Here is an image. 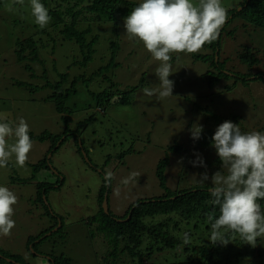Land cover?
<instances>
[{
  "label": "rangeland",
  "instance_id": "1",
  "mask_svg": "<svg viewBox=\"0 0 264 264\" xmlns=\"http://www.w3.org/2000/svg\"><path fill=\"white\" fill-rule=\"evenodd\" d=\"M132 1L138 5L142 2ZM192 2L199 4V0ZM221 4L226 9L232 8L239 0H221ZM124 18L107 23L109 27L92 24L87 36L97 38L91 59L85 65L78 64L82 55L77 44L58 36L41 50L45 70L38 63H32L33 70L29 72L24 68L25 61L20 62L15 53L17 39L35 32L29 0H24L23 5L13 0L0 3V114H5L13 126L23 118L32 136L45 132L56 135L82 121L78 133L83 144L80 145L78 139V146L83 147L84 159L68 135L58 139L55 147L59 142L62 144L57 150L48 152L53 139L49 136L44 140L31 139L33 147L23 167L16 164L13 155L7 166L0 168V186L9 188L17 196L11 217L15 226L10 235L0 233V250L20 255L24 262L48 264L44 254L63 253L71 259V264H197L195 257L187 261L189 253H180L181 249H165L144 263H134L137 259L129 258L124 262L122 256L110 257L104 235L96 230L97 222L91 220L99 211V188L105 185L103 197L110 188L108 209L114 216H122L133 202L163 193L156 177L158 162L163 158L167 160L164 174L170 189L210 186V180L204 185L199 183V173L206 170L209 177L216 171L226 174L215 149L210 146L212 132L226 120L239 124L243 133L258 131L256 128L264 125L263 28L249 24L240 27L235 34L223 30L219 59L229 57L223 70L228 76L222 75L213 83L208 72L216 69L195 57L198 53H209V49L170 53L172 74L169 79L174 81L173 96L159 97L145 94L144 89L160 88L156 69L161 62L155 60L142 41L126 33ZM220 31L221 28L218 36ZM111 41L118 44L113 58ZM244 46H249L253 51L250 53L258 59L249 70L238 64L237 54L243 52ZM108 64L111 66L98 72ZM237 73L241 76L235 82L233 76ZM75 76L80 78L68 91L66 105L71 113L65 123L59 119L54 103L46 97L55 89L66 93ZM104 90L110 93V98L98 103L93 94ZM127 90H131L129 102L117 103V98ZM194 125L203 127L201 138L202 143L208 142L206 147L192 139ZM14 142L15 137L7 138V143ZM195 153L203 157L207 169L189 163L195 160ZM44 157L51 161L50 167L34 172L31 164ZM106 171L113 174L110 184L103 181ZM133 172L138 175L128 184L122 183ZM43 181L52 185L49 184L50 188L42 195L44 203L58 219L52 229L61 227L60 232L54 231L37 245V253H42L46 259L32 257L27 246V238L39 234L50 221L41 204L33 202L36 184ZM251 256L255 255L244 254L246 260L241 264H250ZM0 264L6 263L0 261Z\"/></svg>",
  "mask_w": 264,
  "mask_h": 264
},
{
  "label": "trees",
  "instance_id": "2",
  "mask_svg": "<svg viewBox=\"0 0 264 264\" xmlns=\"http://www.w3.org/2000/svg\"><path fill=\"white\" fill-rule=\"evenodd\" d=\"M4 1L0 0V3L3 4ZM40 2L48 9L51 21L44 28H40L35 23V32L22 39H17L15 43L17 59L20 62L25 61L24 68L29 72L33 70L32 63H38L45 70L43 57L41 58L40 56L41 50L47 48L49 40H54L58 36L62 40H70L77 44L82 55V59L78 61V64L85 65L91 59L93 44L97 38L96 35L87 36L91 31L92 24H102L104 27H109L107 23H116L120 18L127 17L132 9L138 6L132 0H40ZM239 7L240 9H238ZM226 10L227 18L221 27L220 35L211 43H206L203 46L209 49L210 52L195 54L197 59L209 62L210 66L216 69L214 72H208L211 73L209 76L210 83L215 82L222 75L228 76V73L223 70H225L224 66L229 57L226 56L222 60L219 59L220 37L223 30L228 34H235L240 27L245 28L249 24L255 28L264 29V0H239V4ZM230 25L233 27L230 28ZM110 46L114 49L112 52L113 58L118 44L111 41ZM48 52L52 53L50 50ZM250 52L253 51L249 46H244L243 52L237 54L238 64L248 68L247 70L253 68L258 62L254 54ZM107 66L111 65L100 67L98 72L104 70ZM233 71L234 69L230 72ZM60 76L64 78L66 73ZM80 76H75L66 93L55 89L46 97V99L54 103L59 119L63 122L65 121V123L71 113V108L66 105L70 95L68 91L74 88ZM240 76V74L233 76L234 81L240 80ZM133 88L135 86L131 90ZM131 90L125 91L123 96L117 98L116 102L120 104L128 103ZM93 98L98 103L101 101L107 102L110 98V93L104 90L96 95L93 94ZM81 122V120L77 121L72 129L66 127L65 130L59 131L56 135H50V133L45 132L38 136H29L30 139L38 138L40 140H44L49 136L53 138L48 152L58 149L62 142H59L57 147H55V144L62 135L71 137L73 144L78 146V139L80 145L83 144V140L78 133V128L82 125ZM256 129L258 132L264 133V125L262 127L258 126ZM215 130L212 132L213 135ZM199 141L205 147L208 144L206 141L202 143V138ZM180 148L179 146L178 149ZM82 149V146H78L77 152L84 159L83 155L85 154L82 153ZM217 159L221 162L219 158ZM50 162L48 159L46 161V157H44L37 163L31 164L32 170L39 172L43 169H48L51 165ZM166 162V158L161 159L156 169L157 181L163 189V193L149 197L146 200L140 199L133 202L122 216H114L109 209L108 212L103 211L101 204L106 188L105 185L99 188L97 197L99 211L92 216L91 220L97 222L96 230L104 235L108 248L107 254L118 259L123 257L124 262L129 259H137L134 263H144L149 261L150 256L155 253H162L165 249H181L180 253H189L187 261L194 260L193 257H195L197 264H241L243 260H246L243 257L244 254L255 255L254 257H249L251 259L250 264H264V236L257 238L255 247L245 243L239 234L231 232L226 234V239L229 242L227 245L220 243L213 245L209 241L211 222L208 217L218 218L220 214L219 206L212 202L214 198L209 191L212 185L203 187L191 186L183 190L170 189L166 186L164 174ZM49 184L44 181L36 184L37 191L33 202L41 204L45 210V215L50 217V221L47 228L43 229L39 234L30 235L27 238V246L29 245L30 248L27 247L28 253L34 258L36 256L42 257V253H37V245L54 231L56 233L61 231V227L55 228V230L52 229L57 226L58 219L57 216L50 212L42 197L50 188ZM109 190H107V204ZM257 202L264 209V199H258ZM128 215L129 218L123 220ZM59 218L62 220L61 217ZM186 232L190 237L189 244L183 243V236ZM174 254H177V252ZM45 255L48 258V264H71V259L63 253H57L56 255L44 254L43 256ZM45 257L42 258L46 259ZM0 261L6 264H32V262H24L20 255L1 250Z\"/></svg>",
  "mask_w": 264,
  "mask_h": 264
},
{
  "label": "clouds",
  "instance_id": "3",
  "mask_svg": "<svg viewBox=\"0 0 264 264\" xmlns=\"http://www.w3.org/2000/svg\"><path fill=\"white\" fill-rule=\"evenodd\" d=\"M13 3L23 5L24 0H13ZM29 4L34 22L40 28L46 27L51 21L48 9L40 0H29ZM226 18L227 10L221 0H199V4H194L192 0H142L133 8L124 18L126 33L142 41L155 60L161 62L156 69L160 88H145V94L173 96L174 81L169 79L172 74L170 53L199 51L206 43L217 38ZM29 131L23 118L13 126L5 114H0V168L6 167L13 155L18 166L25 165L33 147ZM202 131L201 125H194L191 129L192 139L199 140ZM11 137H15V142L9 144L7 138ZM211 141L210 146L215 149L226 174L216 171L209 177L206 170L198 174L201 185L211 181L209 191L214 198L212 202L219 206L218 218L208 217L211 222L209 241L213 245H227L226 234L231 232L239 234L245 243L255 247L257 238L264 236V209L257 202L264 199V133H243L239 124L226 120L216 128ZM195 156V160L189 163L193 167L207 169L203 157L199 153H195ZM137 175L130 173L122 183L128 184ZM112 178L113 174L106 171V183L110 184ZM16 203V194L0 186V233L5 236L10 235L15 226L11 217ZM183 243H190L187 232L184 233Z\"/></svg>",
  "mask_w": 264,
  "mask_h": 264
},
{
  "label": "water",
  "instance_id": "4",
  "mask_svg": "<svg viewBox=\"0 0 264 264\" xmlns=\"http://www.w3.org/2000/svg\"><path fill=\"white\" fill-rule=\"evenodd\" d=\"M240 9V7L238 8ZM102 207L104 209L105 212H107V200H106V197L103 198V201H102ZM129 216V215H128ZM128 218V217H127ZM126 218V219H127ZM55 230V229H54Z\"/></svg>",
  "mask_w": 264,
  "mask_h": 264
}]
</instances>
